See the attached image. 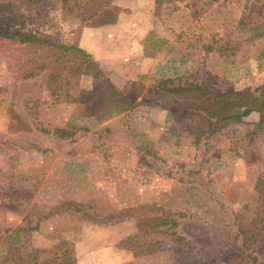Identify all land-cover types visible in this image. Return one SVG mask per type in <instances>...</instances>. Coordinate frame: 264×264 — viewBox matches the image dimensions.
Returning <instances> with one entry per match:
<instances>
[{
    "label": "rangeland",
    "instance_id": "rangeland-1",
    "mask_svg": "<svg viewBox=\"0 0 264 264\" xmlns=\"http://www.w3.org/2000/svg\"><path fill=\"white\" fill-rule=\"evenodd\" d=\"M116 21L122 47L97 28ZM0 28L84 47L103 73L0 36V259L264 264V232L246 247L234 219L263 220L261 112L220 129L205 98L163 90L262 86L264 0H0Z\"/></svg>",
    "mask_w": 264,
    "mask_h": 264
},
{
    "label": "trees",
    "instance_id": "trees-1",
    "mask_svg": "<svg viewBox=\"0 0 264 264\" xmlns=\"http://www.w3.org/2000/svg\"><path fill=\"white\" fill-rule=\"evenodd\" d=\"M0 36L16 39L23 44H40L45 46V48L52 50L56 54L55 63L59 62L62 64L61 69L65 70V74H69L70 78L75 79L88 74H93L95 78L103 77V73L99 69L100 67H97V63L93 60L92 55L77 45L55 43L45 37H39L35 31H20L17 29L10 31L9 29L0 28ZM95 70L96 73H94ZM66 84H68V82ZM104 85L105 83H102L100 87ZM111 87L114 88L113 86ZM96 90L99 92L100 88L97 86ZM163 90L175 95L189 94L197 99L205 98V102H202L203 105H201L207 114L205 115V118L210 121V125L213 124L212 120L217 121L218 124L220 123V129L228 124L242 122L243 118L253 111L261 112L260 119L256 125L261 127L264 123V84L251 92H238L232 89L212 92L211 90L207 91L208 89L202 90L200 84L196 83L192 87H163ZM99 94L100 98L120 103H125L126 101L131 100L117 90H112L110 95L104 94V91L101 90ZM198 130H200V127H198ZM211 132H213V130ZM197 136H199V133ZM255 189L261 199L262 217L264 220V178L257 179ZM234 219L238 223L237 228L242 235L243 244L246 247L257 241V238L261 236L262 232H264V225H261L263 222L262 218L256 226L244 224V222L240 221L237 216H235ZM166 221L168 220L161 222ZM12 233L14 234L15 239L18 240L20 229L13 231ZM177 239L180 240L181 238L178 236ZM25 241L27 240L24 238L23 243H25ZM17 243V241L13 240L10 245L14 247ZM45 252L46 250L44 249H34L32 251L19 250L17 253L9 252L6 256L0 259V264H59V262L56 263V256L48 260L42 259L38 261L33 255V253L40 254Z\"/></svg>",
    "mask_w": 264,
    "mask_h": 264
},
{
    "label": "crops",
    "instance_id": "crops-1",
    "mask_svg": "<svg viewBox=\"0 0 264 264\" xmlns=\"http://www.w3.org/2000/svg\"><path fill=\"white\" fill-rule=\"evenodd\" d=\"M115 25H119V23H118V21H116V23H114V24H112V26L111 25H109V26H101V27H97V28H99V30H103V32H105L106 31V33L108 34V33H111V31H113L114 30V32L113 33H111V36L110 37H113V35H115L116 36V38H117V41H118V44L122 47L123 45H125V43H126V40H128L127 39V35H125L124 33H123V31H122V33L120 34V35H117V34H115ZM96 28V27H95ZM113 34V35H112ZM104 35H105V33H104ZM103 35V36H104ZM125 39V40H124ZM101 45H100V50H101ZM82 48V47H81ZM83 49H85L84 47H83ZM86 50V49H85ZM91 52V51H90ZM104 52V51H103ZM118 52V51H117ZM92 53V52H91ZM105 53V52H104ZM119 53V52H118ZM117 53V54H118ZM103 55V54H102ZM108 58H110V57H108Z\"/></svg>",
    "mask_w": 264,
    "mask_h": 264
}]
</instances>
